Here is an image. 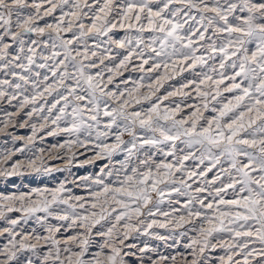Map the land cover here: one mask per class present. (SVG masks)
I'll use <instances>...</instances> for the list:
<instances>
[{"label": "snow or ice", "instance_id": "1", "mask_svg": "<svg viewBox=\"0 0 264 264\" xmlns=\"http://www.w3.org/2000/svg\"><path fill=\"white\" fill-rule=\"evenodd\" d=\"M45 3L49 5L47 9ZM58 8L61 16L55 27L37 25L42 10L47 16ZM86 19L88 23L84 22ZM46 29L51 30L52 41L50 45L43 44L50 49L48 54L38 52L41 43L37 40L26 44L23 39L31 33L44 36ZM73 29L76 32L72 38L64 39L61 33ZM118 30L125 33L122 38H117ZM6 37L11 43L5 42ZM90 38L92 48L88 44ZM13 45L18 51H12ZM113 46L125 51L117 54L123 56L118 64L107 67L105 59H115ZM101 49L98 55L97 50ZM38 59L42 62L37 63ZM134 59L140 61L139 71L156 75L147 77V85L143 83L145 76H141L131 89L119 93L107 90L113 76L122 75ZM217 59L218 68L209 65V61ZM150 61L151 65L145 68ZM34 67L47 69L51 77L33 72ZM197 67H208L209 71L196 73L198 80L158 95L166 81L189 70L195 72ZM91 69L97 70L93 73ZM104 71L109 73L107 83ZM0 73L12 77L0 79V100L7 98L10 103L30 84L32 94L23 95L20 107L32 105L29 116L46 111L47 115L41 116L45 121L41 129L50 120L58 131L50 130L49 135L63 132L76 137L67 142L69 148L74 144L84 146L80 134L91 137L95 130V139L100 141L95 147L101 157L126 153L120 168L114 170L115 181L105 183L103 177L93 181L96 189L90 192V200L65 198L63 184L55 189L34 190L36 200L28 194L0 197V219H7L6 213L14 211L23 212L26 217L45 212L59 220L71 218V225L83 228L66 242L63 259L59 241L52 240L55 252L50 251L45 261L127 264L125 256L129 253L124 251L128 247L124 242L132 232L140 231L138 225H144L147 231L154 226L166 228L171 224L184 228L190 224V230L197 235L185 245L191 250V259L182 256L183 264H264V0H0ZM185 89H191L199 101L186 105L187 112L182 103L191 98V92ZM173 97L182 100H170ZM105 98L117 106L109 109ZM41 100L44 104L37 107ZM145 102L147 108H135ZM101 116L109 118L103 131ZM113 128L117 129L115 133ZM137 129L153 135H141ZM125 134L130 137L127 141L123 139ZM110 135H114V143H104ZM177 141L190 150L188 154L176 155ZM162 144L170 145L168 151H160L175 162H157L154 154L147 152L139 158L142 149H159ZM133 157L138 159L134 166ZM10 158V154L5 156L3 163ZM189 159H198L200 164L208 161L209 166L206 170L190 171L185 168ZM225 162L227 168L221 167L211 180L207 179L209 172ZM22 166L13 163V171L0 170V176L18 174ZM28 166L41 171L35 160H30ZM113 174L107 172L109 177ZM193 177L200 182L197 184ZM230 193L231 198H226ZM178 197L187 199L181 201ZM70 199L77 203H69ZM166 200L170 211L161 210ZM60 204L67 205L71 212H53V206ZM77 208L84 209V214L78 213ZM157 214L165 218L164 222L153 218L145 223L140 219ZM195 221H200L199 225ZM102 222L110 223L106 231ZM18 223L10 219L9 227L0 231V235L7 233L10 237L0 251L6 258L0 264L17 261L21 250L35 251L36 246L27 243L26 236L16 239L14 229ZM97 225H101L95 232L102 238L100 242L92 238ZM218 248L224 255L210 260L206 253ZM167 259L161 257L153 264H163ZM171 259L176 264V258ZM27 264H32L31 260Z\"/></svg>", "mask_w": 264, "mask_h": 264}, {"label": "rangeland", "instance_id": "2", "mask_svg": "<svg viewBox=\"0 0 264 264\" xmlns=\"http://www.w3.org/2000/svg\"><path fill=\"white\" fill-rule=\"evenodd\" d=\"M30 3L33 0H29ZM36 3H40V0H35ZM49 5L44 4V9H47ZM68 9L65 8L64 11ZM31 11V9L26 10ZM42 19L37 21L39 27H45L47 24L53 25L55 27L56 23L59 21L61 16V10L58 8L56 12L52 15H44L43 10L41 11ZM15 20V17L13 18ZM88 23L87 19L84 21ZM14 31L18 29L13 28ZM51 30L46 29L44 36H38L34 33L28 34L23 37L26 44H30L31 40L35 39L41 43V48L39 51H44L45 54H48L50 49L44 48V42L51 44V39L49 38V32ZM76 32V29H73L69 33H61L64 39L72 38L73 33ZM125 35L123 31H117V38H122ZM146 37L148 34H145ZM52 36H55V33H52ZM6 43H11L10 38H5ZM89 47H93L92 38L88 41ZM80 47V45H76ZM251 47V46H250ZM59 50V49H58ZM13 52L18 51V47L13 45ZM98 55L101 50H97ZM125 50L118 49L113 46V55L115 59L109 60L105 59V65L107 67H113L115 64L119 63V60L123 58L122 55H117L118 53H124ZM95 59V58H93ZM39 59L37 63H41ZM51 63V62H50ZM98 63V61H97ZM140 64L139 60L134 59L131 64L128 65L126 70H123L122 75H114L113 83L108 85L110 91H115L117 93L124 91L126 88L131 89L133 87V82H140L141 76H145L143 83L147 85L149 80L147 77L149 75L155 76L156 73H144L138 70L137 66ZM151 65H146L145 68ZM209 65H214L218 68V59L216 61H209ZM104 68V65L100 66ZM97 69H91L94 73ZM39 71L42 74H47L51 77V73L47 69L33 68V72ZM69 71H73L69 67ZM209 71L208 67L195 69V72L189 70L182 74L175 76L174 79L168 80L165 82L164 87L161 88L158 95H165L169 91H173L176 88H179L181 85L188 83L191 80H198L200 77L196 73H203ZM231 72V70H229ZM104 82L107 83V77L109 73L104 71ZM12 79V77H5L4 73H0V79ZM33 79L35 77L33 76ZM71 83V82H69ZM27 91H23V94H17L18 98L12 100L10 103L7 98L0 100V170H7L12 172L13 169L11 165L13 163H20L23 166L19 169V173L11 176H0V197L4 196H19L21 194L31 195L33 200H36L37 197L34 195V190L40 189H55L60 187L61 184L64 185L66 191L64 193L65 198L69 197H84L86 200H90V192L96 189V185L93 181L97 177H103L105 183H111L115 181V169L120 168V162L124 160L126 153L119 152L118 154L108 158L106 156L101 157L99 155V149L95 147L97 141L95 139V130H93L92 136L89 137L85 133L80 134V140L84 141V146L79 144H74L70 148L67 145V142L70 140H75L76 137L69 136L66 133H59L58 135H49L50 130L56 129L55 125L51 124L49 120L45 127L41 129V125L45 124V121L41 119L42 115H47V112L44 113H33L31 116L28 115L32 110V105H26L25 107H20V101L23 99V95H31L32 88L31 85L26 86ZM186 91L191 92V98L184 100L182 107L184 111L187 112L189 109L186 105H191L199 103L196 99L195 93L191 89H185ZM9 92H13V89H9ZM227 95V94H226ZM109 109L116 107L117 103L110 98H105ZM48 100L51 101L52 98L48 97ZM170 100L181 101V97H173ZM165 104H168L169 101H165ZM40 104H44V101L41 100L36 105L37 107ZM50 105H45L47 108ZM149 105L145 102L143 105H136L135 108L139 109L141 107L147 108ZM174 106V105H173ZM104 104L101 103V110H103ZM132 109H129L131 111ZM71 111V109H69ZM55 114V110H54ZM205 115H211V113H205ZM109 118L101 116V125L100 130H104V124L107 123ZM122 123V121H118ZM35 126V129L34 127ZM61 127H64V122H61ZM116 128L112 129V132L115 133ZM138 133L144 136H152L151 132H143L140 129H137ZM159 136V133H156ZM124 140H129L130 137L125 134L123 136ZM104 143H114V135H110ZM178 151L177 156H183L188 154L189 149L185 148L184 144L177 141ZM169 144H162L159 146V149L146 148L142 149L139 154V158H143L145 152L154 154V159L157 162L167 159V161L175 162L174 158L169 156L165 158L161 149L166 152L169 150ZM179 149H184L183 152H180ZM11 155V158L5 164L3 163L4 157ZM199 153H197V156ZM30 160H35L37 166L41 168V171H34L28 166ZM135 163H138L137 157H133V166ZM209 166V162L205 161L204 164H200L198 159H189L185 161V168L190 171H200L206 170ZM227 168L228 164L225 162L223 165H217L212 172L208 173L207 179L211 180L214 175L220 171V168ZM47 168L49 171H44ZM113 171V176H107V172ZM180 173H177L179 176ZM197 181V184L200 182L199 179L193 177ZM192 181H189L191 183ZM219 186V182L217 183ZM196 187V184H193V188ZM202 195H207L204 193ZM231 198V193L228 197ZM177 199V197H173ZM181 201L186 200V197H178ZM211 199V197H209ZM3 201L0 200V204ZM69 203H77L75 199H70ZM180 207L179 205H175ZM19 207V204H17ZM88 207V204H85V208ZM162 211H170V206L167 203V200L161 206ZM198 207V206H197ZM183 211V209H181ZM53 212L64 214V212H71L65 204L54 205ZM78 213L84 214V209L77 208ZM146 211V210H145ZM7 219H0V231L4 228L9 227L8 220L16 219L19 223L16 225L14 232L16 233V239L21 240L25 236L28 238L27 243L33 244L36 246L35 251L21 250L17 253L18 260L10 262V264H27L31 260L32 264H53L51 259L45 261V256L48 255L50 251L55 252V247L52 243V240L59 241V247L61 248V259L66 255L63 252V248L66 246V242L70 240L73 235L83 232V228L77 225H71V218L69 220H59L55 216H49L45 212H37L31 216H25L23 212H10L6 213ZM164 222L165 218L159 214L155 217H140V219L145 220V223L150 222L152 219ZM114 223V221H111ZM133 224H136V220L133 219ZM200 221H195L196 225H199ZM103 230H107V227L110 226L109 222H102ZM71 225V227L69 226ZM53 229V232H49V228ZM140 231H134L131 233L129 238L124 242L128 247H124V251L128 252L129 255L125 256V261L127 264H153L154 261H160L161 257H167L168 259L163 262V264H172V257L176 258V264H183L181 259L182 256L187 257L189 260L191 256L189 255L190 249L186 248L185 245L191 242V239L197 235L196 232L191 231L192 225H185L184 228H174L171 224L166 228L153 227L145 231L144 225H138ZM55 229H59L56 231ZM101 229V225H97L93 229V240L100 242L101 237L95 236V232ZM121 233L124 231L120 229ZM181 232H186L187 234L181 236ZM51 236V239L48 237ZM39 237L37 240L36 238ZM223 238L228 239L227 234H224ZM10 237L7 233L0 235V251L4 249L5 245H8ZM216 242L215 240L213 241ZM259 247V244L255 245ZM95 247V246H94ZM142 249H146L141 251ZM134 254V255H133ZM210 260H215L219 256L224 255L222 249H217L215 251H208L206 253ZM6 259L4 256L0 255V261Z\"/></svg>", "mask_w": 264, "mask_h": 264}]
</instances>
